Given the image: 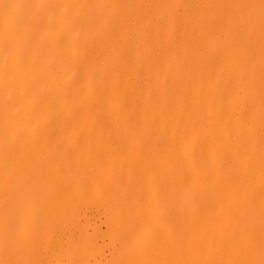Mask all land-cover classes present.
<instances>
[{"label":"bare ground","instance_id":"6f19581e","mask_svg":"<svg viewBox=\"0 0 264 264\" xmlns=\"http://www.w3.org/2000/svg\"><path fill=\"white\" fill-rule=\"evenodd\" d=\"M0 264H264V0H0Z\"/></svg>","mask_w":264,"mask_h":264}]
</instances>
